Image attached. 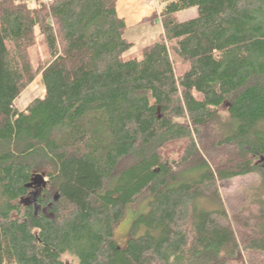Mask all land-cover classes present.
I'll return each mask as SVG.
<instances>
[{
	"label": "trees",
	"instance_id": "trees-1",
	"mask_svg": "<svg viewBox=\"0 0 264 264\" xmlns=\"http://www.w3.org/2000/svg\"><path fill=\"white\" fill-rule=\"evenodd\" d=\"M156 1L163 33L128 58L117 0L0 1V264H264V0ZM251 174L230 213L218 183Z\"/></svg>",
	"mask_w": 264,
	"mask_h": 264
},
{
	"label": "rangeland",
	"instance_id": "rangeland-1",
	"mask_svg": "<svg viewBox=\"0 0 264 264\" xmlns=\"http://www.w3.org/2000/svg\"><path fill=\"white\" fill-rule=\"evenodd\" d=\"M31 5H34L36 3V0H31L29 2ZM156 10L158 11L157 1H156ZM156 12V11H155ZM177 18L179 21L184 22L190 19H193L197 16V8H190L184 11H181L177 13ZM155 22L151 27V32L153 33V36H148L147 38H140V31H130L126 32V36L129 38L130 42L133 43V47L127 51L124 54L125 58L128 57H137L140 55L142 50L153 44L157 38H155V34L157 33L156 30H158L159 33V18L155 17L153 19ZM142 31V30H141ZM138 32L137 34H135ZM157 35V34H156ZM158 37V36H157ZM152 39V40H151ZM45 95V88L42 82L41 76H39L33 84H31L29 87H27L23 93L17 98L15 101V106L18 110L23 111L26 109V107L29 105V103L36 99V98H42ZM219 121H224L226 118V107H222L219 113ZM210 137H208V143L211 139H214L211 132L209 134ZM215 141V139H214ZM210 144V143H209ZM215 145V143H214ZM206 150H208V154L211 157H217V156H226L228 155L227 149H218L217 147H205ZM207 155V154H206ZM208 156V155H207ZM262 166H264V159L262 160ZM50 172V169H40L35 172L36 175H39V177L42 178V182L44 184L49 183V178L47 176V173ZM261 184V179L258 175L251 174L245 177H238L233 180L223 181L219 182V191L220 196L222 199V203L226 206L228 211L231 213L230 209L232 211H240V210H246L244 212H248L250 210L249 201L253 196V191H256V188H258ZM40 192L36 193L35 195H32V199L34 203L36 204V207L39 208V206L36 203V200L38 198L37 195H39ZM148 200H149V192L145 191L142 195H140L137 200L129 205L126 209V213L124 218L121 220V222L116 226L115 228V240L118 243L119 246L124 247L128 241V239L131 237V229L134 224V222L143 214H146L148 212ZM204 205V204H203ZM208 206V204H206ZM65 261L71 260V258L65 256L63 258Z\"/></svg>",
	"mask_w": 264,
	"mask_h": 264
},
{
	"label": "crops",
	"instance_id": "crops-1",
	"mask_svg": "<svg viewBox=\"0 0 264 264\" xmlns=\"http://www.w3.org/2000/svg\"><path fill=\"white\" fill-rule=\"evenodd\" d=\"M155 6L156 0H117L116 9L119 18H121L126 24L127 33L130 31L135 32L138 30L140 31V38H147L148 36H153V33L151 32V27H154L152 25L155 22L152 19L156 11ZM159 24V33L158 30H156L157 35L155 34L154 36L155 38H157V40L163 33L161 23L159 22ZM137 33L138 32H136L135 34ZM125 37L129 40V38L126 36V33Z\"/></svg>",
	"mask_w": 264,
	"mask_h": 264
},
{
	"label": "built area",
	"instance_id": "built-area-1",
	"mask_svg": "<svg viewBox=\"0 0 264 264\" xmlns=\"http://www.w3.org/2000/svg\"><path fill=\"white\" fill-rule=\"evenodd\" d=\"M13 1H16V2H30L31 0H13ZM36 2H41V3H44L46 5H49V4H51L53 2V0H36Z\"/></svg>",
	"mask_w": 264,
	"mask_h": 264
}]
</instances>
